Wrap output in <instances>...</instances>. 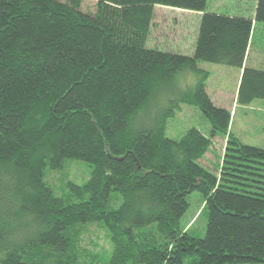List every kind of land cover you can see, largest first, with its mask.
<instances>
[{
	"label": "trees",
	"instance_id": "16d2710c",
	"mask_svg": "<svg viewBox=\"0 0 264 264\" xmlns=\"http://www.w3.org/2000/svg\"><path fill=\"white\" fill-rule=\"evenodd\" d=\"M206 3L98 0L85 14L74 0H0V264H79L92 225L112 244L106 264H264V150L231 133L197 67L241 68L264 0L247 19ZM154 6L203 13L192 57L145 47ZM241 70L236 104L264 100V71ZM181 74L199 80L136 130ZM179 103L198 108L208 135L165 136ZM217 137L226 143L212 173L199 161ZM66 161L87 163L90 178L58 197L45 173ZM193 192L207 210L203 238L179 225Z\"/></svg>",
	"mask_w": 264,
	"mask_h": 264
},
{
	"label": "rangeland",
	"instance_id": "374dc122",
	"mask_svg": "<svg viewBox=\"0 0 264 264\" xmlns=\"http://www.w3.org/2000/svg\"><path fill=\"white\" fill-rule=\"evenodd\" d=\"M56 1L68 3L73 0ZM78 1L79 4H77ZM97 2L98 0H74V4L80 8L79 11L85 14H94ZM256 3L257 0H207L204 12L245 19L254 18ZM202 15L203 13L154 6L152 18L147 24L145 47L192 57ZM197 67L209 74L206 93L211 102L230 113L231 133L243 145L264 150V100H255L247 106L236 104L241 68L264 71V23H253L241 68L208 62H197ZM198 80V75H179L173 82V87L158 95L149 109L139 116L133 125L134 128L141 130L148 127L169 102L168 100H173L167 95L173 94L177 97L187 89V86ZM185 82L190 85L186 86ZM192 128L203 135H208L210 124L198 108L179 103L173 110V115L166 121L165 136L178 141ZM225 143L223 137L215 138L213 145L199 164L212 173L215 172L220 166ZM90 172V166L85 162L66 161L61 169L45 173V183L56 196L64 197L68 195V184L83 186L88 182ZM186 201L188 207L179 225L181 228L188 229L189 235L203 238L207 223V210L204 208L203 196L199 192H193L186 197ZM112 250L106 229L97 225L89 226L82 236L79 264H106Z\"/></svg>",
	"mask_w": 264,
	"mask_h": 264
}]
</instances>
